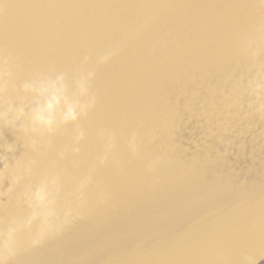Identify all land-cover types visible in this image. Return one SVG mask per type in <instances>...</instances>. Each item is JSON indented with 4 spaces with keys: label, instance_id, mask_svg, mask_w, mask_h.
Returning a JSON list of instances; mask_svg holds the SVG:
<instances>
[{
    "label": "water",
    "instance_id": "water-1",
    "mask_svg": "<svg viewBox=\"0 0 264 264\" xmlns=\"http://www.w3.org/2000/svg\"><path fill=\"white\" fill-rule=\"evenodd\" d=\"M5 67V101L38 76L66 74L71 89L93 70L96 97L50 137L0 126V151L16 149L0 231L30 214L27 188L51 176L56 222L70 210L37 247L38 225L22 231L9 264H264V97L249 89L264 76L261 0H0Z\"/></svg>",
    "mask_w": 264,
    "mask_h": 264
},
{
    "label": "clouds",
    "instance_id": "clouds-1",
    "mask_svg": "<svg viewBox=\"0 0 264 264\" xmlns=\"http://www.w3.org/2000/svg\"><path fill=\"white\" fill-rule=\"evenodd\" d=\"M264 3V0H261ZM251 47V44H249ZM114 52L102 55L98 59L99 64L106 63ZM258 52L253 51L252 56L255 58ZM87 62V57H85ZM95 71L81 73L74 81V88L70 89L66 74H58L51 76H38L22 84L21 90L25 94V98L19 101H5L0 95V126L8 128L15 133L23 134L24 136H53L56 131L70 124H75L82 116L95 106L96 97L90 95L89 85L93 79ZM5 76H10L7 68L0 69V81H3ZM4 84L0 83V93L4 91ZM251 94L256 96L257 100L264 97V76L259 80L255 78L249 82ZM257 112H264V103H260L256 108ZM84 133L78 132L75 137L77 143L82 140ZM135 133L132 135V140L129 146L133 152L136 151ZM36 141H32L31 146L34 148ZM106 147L111 149L113 143L111 138ZM15 146L6 144L0 151V163L3 167L0 168V177L3 175V168L9 166L7 153H14ZM78 152V149H74ZM63 153H61V157ZM106 154L100 157V162L104 163ZM29 169L26 166V171ZM22 179L18 169L12 175L10 180L9 191L12 186L16 185ZM88 182L87 178L81 182L80 187H83ZM60 192L59 180L57 176L45 178L37 183L34 187H28L25 196L26 203L31 209L28 216L17 219L13 218L5 230L0 231V264H9L13 261L18 251V235L30 229L34 224H37L36 234L31 239V246L37 247L42 243L44 238L53 230L59 233L63 224L68 222L70 210L64 213L63 224L57 221L56 199ZM4 195L0 192V197ZM246 260L251 261L248 257Z\"/></svg>",
    "mask_w": 264,
    "mask_h": 264
}]
</instances>
